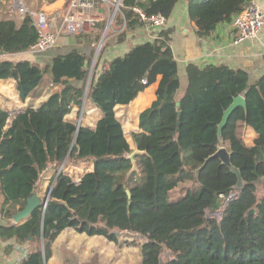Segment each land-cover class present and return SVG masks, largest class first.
Returning a JSON list of instances; mask_svg holds the SVG:
<instances>
[{"label":"trees","instance_id":"trees-1","mask_svg":"<svg viewBox=\"0 0 264 264\" xmlns=\"http://www.w3.org/2000/svg\"><path fill=\"white\" fill-rule=\"evenodd\" d=\"M45 1L23 0L32 11ZM177 1L121 0L113 20L120 30L104 40L91 71L94 46L88 54L79 47L54 53L43 66L29 59L0 58V79H13L19 98L27 103L16 115L0 106L2 218L10 224L25 199L40 190L43 178L48 180L46 194L54 182L46 205L34 209L30 219L18 226L0 225V238L30 246L17 264L47 262L54 240L67 228L115 243L120 233L139 235L140 264H264V180L258 183L264 176V74L253 80L243 68L188 64L187 88L177 106L180 82L171 29L165 26L152 41L136 44L98 68L106 45L122 42L145 24L134 8L167 19ZM248 1L187 0L188 16L198 37H205ZM94 26L96 31L82 33L94 34L98 42L106 21ZM37 37L29 14L0 18V55L27 51ZM156 82V98L139 115L140 131L131 133L132 142L145 152L135 155L137 171L127 176L133 149L116 109ZM41 95L43 100L34 105ZM238 95L244 96L246 111L237 106L222 128L231 163L243 180L235 189L236 175L218 158L197 170L219 147L218 123ZM87 102L100 117L94 125L81 122L77 128ZM73 109L75 117H70ZM244 126L257 133L252 146L243 141ZM65 159L66 166L92 161L93 167L76 181L63 169L57 174ZM215 162L219 172L235 176V185L213 177ZM185 182L195 188L171 199ZM220 211L219 218L212 215ZM88 264L99 263L94 256Z\"/></svg>","mask_w":264,"mask_h":264},{"label":"crops","instance_id":"crops-1","mask_svg":"<svg viewBox=\"0 0 264 264\" xmlns=\"http://www.w3.org/2000/svg\"><path fill=\"white\" fill-rule=\"evenodd\" d=\"M20 1L25 4L23 0ZM252 1L258 6L261 12L263 20L262 29L256 38L244 40L237 44L233 42L235 35L233 27L234 17L229 22L219 23L208 36L198 37L195 24L188 16L187 0H178L176 2L170 16L167 19L165 18V27L171 29L170 46L176 60L180 82L175 96L177 101L180 100L187 88L188 79L186 67L188 64H195L199 67H204L210 64H223L231 68H243L249 72L251 79L253 80L264 74V0ZM9 2L10 0H2L3 6L0 9V18H2V15L9 13L7 9ZM116 4L117 0H103L98 1L96 6L91 9L90 14L94 18V24L96 25V23L105 20L106 27H108L107 32L102 33L99 44L103 41L104 37L105 40L109 37H113L120 30L118 26L114 25L113 21L115 13L119 8L118 6L117 10L115 9ZM66 9L65 0H46L35 10L46 12L51 20V29L54 28V32H59L63 17L67 12ZM93 26L87 28L83 32L89 31L90 29L96 31V27ZM160 30L161 29L153 28L144 24L129 32L122 42L109 43L103 48L99 64L100 66L98 67L99 70H101L104 63L114 57L123 56L134 45L152 41ZM80 34L83 33L81 32L77 35ZM83 35L81 36L83 39L82 41H79L74 37H71L69 42L64 39L67 44L66 47L63 45L58 46L52 51L48 50L39 55L32 56L29 53V50H27L15 54L0 55V58L10 60L29 59L30 61L43 66L51 61L52 54L64 52L71 47H79L85 52V54H88L97 41L93 39L94 34H87L86 38H84ZM61 39L62 37H60L58 45L61 44ZM99 50L100 48L98 49V52ZM97 54H94L91 64L92 67ZM156 88L157 82L151 84L140 92L128 105L117 106V116L121 120L122 133L132 149H134V143L131 139V133L140 131L139 115L144 109L149 107L156 98ZM85 99L84 95V102ZM42 100V95L36 97L34 105L37 106ZM84 105L85 104L83 103L78 119L81 117V122L85 119L88 125H94L95 121L100 117V112L91 102H87L86 106ZM0 106L12 115L18 114L27 106V103L19 98L15 89L14 80L11 78L0 79ZM75 111L76 110L73 109L70 117H75ZM242 137L247 146H252L254 140L257 138V133L252 127L244 126L242 129ZM68 166L72 165L66 166L65 161L62 168L63 171L78 181L84 173L92 169L93 163L92 161H86L74 164L73 166H76L74 168V170H76L74 174L71 173L72 170L68 172ZM69 168L71 169V167ZM50 173L47 174V177ZM43 181L48 180L43 178ZM41 189L42 187L40 190ZM35 193L37 196L43 197L42 191H36ZM9 222L10 224L7 219L2 218L0 213V225L18 226L14 225L12 217L9 219ZM29 247L30 246L26 243L17 244L14 238H0V264H17V262L29 252ZM128 247H133V245L125 244L123 242H111L99 235L88 236L84 233H78L74 229L67 228L54 240L52 244V256L48 259L46 264H88L94 256L99 264H121L124 254L128 255L129 253L127 251ZM138 249V264H140V245L138 246ZM60 253H62L61 257H59Z\"/></svg>","mask_w":264,"mask_h":264},{"label":"built area","instance_id":"built-area-1","mask_svg":"<svg viewBox=\"0 0 264 264\" xmlns=\"http://www.w3.org/2000/svg\"><path fill=\"white\" fill-rule=\"evenodd\" d=\"M98 1L103 0H65L67 12L63 17L59 32L68 36L79 34L92 27L94 18L90 12ZM117 3L120 4L119 0H117ZM7 9L10 15L18 18L26 14L31 16L33 24L38 31L37 40L28 49L32 56L42 54L57 45L59 32L51 30V20L46 12L29 10L20 0H10ZM134 9L140 14V18L145 25L157 29L165 26L166 19L161 14L147 16L139 8ZM262 26L263 20L259 8L252 0H249L246 6L233 18L235 30L233 42L237 44L244 40L256 38ZM106 66L107 64L104 63L101 70ZM142 82L145 83L146 81L142 80Z\"/></svg>","mask_w":264,"mask_h":264},{"label":"water","instance_id":"water-1","mask_svg":"<svg viewBox=\"0 0 264 264\" xmlns=\"http://www.w3.org/2000/svg\"><path fill=\"white\" fill-rule=\"evenodd\" d=\"M120 2V0H119ZM119 6V3L116 4V10ZM108 27H106L105 31L107 30ZM102 41V40H101ZM102 42H100L101 45ZM98 53V50L96 52V54ZM177 106H180V101L176 102ZM237 106H241L243 107V109L246 111V101L243 95H238L236 96L233 101L231 102V104L223 111L222 117L220 122L218 123V128H217V136H218V142H219V147L217 148V150L210 155L208 158L205 159L204 163L198 168L197 172H199V170L201 168L204 167V165L206 164V162H208L211 159H215L218 158L221 165L226 166L230 171H232L236 177H237V183L234 186L235 189L240 188L243 185V180L241 178L240 172L238 170V168H236L232 163H231V154L230 151L228 150V148L226 147V145L224 144L223 138H222V128L224 127V125L227 122V119L229 117V115L231 114V112L237 107ZM81 123V117H79V119L77 120V128L80 126ZM145 151L143 150H139L138 147L134 144V149L133 151L128 154V158L131 160V168L129 169L127 176H129L132 172L137 171V166L135 163V155L139 154V153H144ZM66 159L64 160V162L62 163V165L60 166L57 174L62 170L64 163H65ZM264 180V176H262L259 180L258 183H261ZM54 182H52V184L50 185V188L46 194V196L41 199V197L37 196L35 192L31 193L26 199H25V205L22 209L18 210L13 216H12V220L14 221V225H20L22 223H24L25 221H27L28 219L31 218L32 212L34 211V209H36L40 204H43L44 206L46 205V202L48 200L49 197V193L51 190V187L53 185ZM128 195H129V191H127ZM236 193H232L231 197H233ZM253 210L251 209L249 211V213H252ZM221 214V211L219 212ZM41 244L43 245V236L41 234ZM44 264H46V262L44 261Z\"/></svg>","mask_w":264,"mask_h":264},{"label":"rangeland","instance_id":"rangeland-1","mask_svg":"<svg viewBox=\"0 0 264 264\" xmlns=\"http://www.w3.org/2000/svg\"><path fill=\"white\" fill-rule=\"evenodd\" d=\"M109 19H110V17H109ZM51 30L54 31V28H52ZM103 32H107V30L106 31L104 30ZM82 35L83 34H80V35L74 34V35H68L67 36V35H65V34L60 32L59 33V38H58V43H59L60 37H62V39L60 41L61 44L58 45V43H57V45L52 47L49 51H52L54 48H56L58 46H62V45L64 47H66L67 44L65 43V40H67V42H69L71 37L77 38V40L82 41L83 40L81 38ZM86 36H87V34L83 35L84 38H86ZM104 40H105V37H104L102 43L104 42ZM94 47H95V54H96L97 50L99 48H101V45L99 44V41L95 43ZM91 68H92V66L90 67V71H91ZM88 80H89V78H88ZM87 83H88V81H87ZM86 87H87V85H86ZM77 120H78V118H77ZM83 122L85 124H87V121H85V119L83 120ZM69 167H71V169ZM75 167L76 166H73V165L72 166H68V172H70V170H72L71 173L74 174L76 172V170H74ZM218 168L220 169L221 167L219 166L218 162H215L213 167H212V175H213V177H215L217 179H220V180L228 183L231 186L235 185V182H236L235 176L233 174H231L230 172H225V173L219 172ZM47 183H48V181H42L41 184H40L42 189L39 190V191H42L43 197L46 195L45 191H46V184ZM193 188H195V184L193 182L181 183V184L178 185L177 188H175L172 191L170 197L174 201L178 200L182 195H184L186 190L193 189ZM212 215L219 218L221 214L217 213V214H212ZM118 242H123L125 244L133 245V247H128L127 248V251L129 253H128V255L124 254L121 264H138L139 263L138 262L139 261V249H138V246L141 245V242H142L141 237L139 235H128V234L123 232V233H120V235L118 237ZM61 254L62 253L59 254V257H61Z\"/></svg>","mask_w":264,"mask_h":264}]
</instances>
